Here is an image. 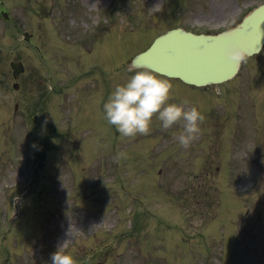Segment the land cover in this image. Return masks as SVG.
<instances>
[{
    "label": "rangeland",
    "instance_id": "1",
    "mask_svg": "<svg viewBox=\"0 0 264 264\" xmlns=\"http://www.w3.org/2000/svg\"><path fill=\"white\" fill-rule=\"evenodd\" d=\"M263 2L1 0L0 264H51L63 243L78 264H264V47L221 88L170 80V98L205 117L187 148L182 122L163 128L153 116L147 134L124 136L103 112L157 36L219 32ZM24 33L61 95L43 99L45 72L18 43ZM10 61L25 67L17 91Z\"/></svg>",
    "mask_w": 264,
    "mask_h": 264
},
{
    "label": "clouds",
    "instance_id": "2",
    "mask_svg": "<svg viewBox=\"0 0 264 264\" xmlns=\"http://www.w3.org/2000/svg\"><path fill=\"white\" fill-rule=\"evenodd\" d=\"M226 35L230 36L228 32ZM225 56L239 63L246 59L248 50L241 47L236 39L226 40ZM130 76L123 83L115 84L103 104L104 116L124 136L147 133L155 116L163 128L177 122L183 127L176 135L182 147H189L200 133L203 113L189 100H172L173 85L169 79L162 78L152 70H137L135 64L128 67ZM47 264V262H46ZM51 264H78L70 252L64 250V243L51 253Z\"/></svg>",
    "mask_w": 264,
    "mask_h": 264
},
{
    "label": "water",
    "instance_id": "3",
    "mask_svg": "<svg viewBox=\"0 0 264 264\" xmlns=\"http://www.w3.org/2000/svg\"><path fill=\"white\" fill-rule=\"evenodd\" d=\"M217 36H195L175 30L157 39L144 54L137 56L132 64L186 83L205 85L231 78L239 63L224 54L226 40L236 39L248 55L257 53L264 44V5L246 17L241 25ZM20 65L13 66L15 69Z\"/></svg>",
    "mask_w": 264,
    "mask_h": 264
}]
</instances>
